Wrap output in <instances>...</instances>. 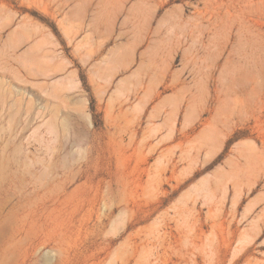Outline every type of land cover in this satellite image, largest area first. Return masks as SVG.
I'll return each instance as SVG.
<instances>
[{"label":"rangeland","instance_id":"obj_1","mask_svg":"<svg viewBox=\"0 0 264 264\" xmlns=\"http://www.w3.org/2000/svg\"><path fill=\"white\" fill-rule=\"evenodd\" d=\"M0 264H264V0H0Z\"/></svg>","mask_w":264,"mask_h":264}]
</instances>
